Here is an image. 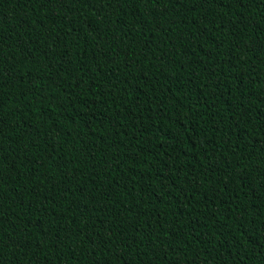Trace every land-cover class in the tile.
<instances>
[{
	"label": "trees",
	"instance_id": "obj_1",
	"mask_svg": "<svg viewBox=\"0 0 264 264\" xmlns=\"http://www.w3.org/2000/svg\"><path fill=\"white\" fill-rule=\"evenodd\" d=\"M0 264H264V0H0Z\"/></svg>",
	"mask_w": 264,
	"mask_h": 264
}]
</instances>
